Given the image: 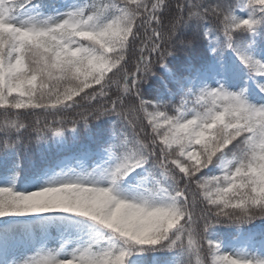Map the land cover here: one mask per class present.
Masks as SVG:
<instances>
[{
    "label": "snow or ice",
    "instance_id": "1",
    "mask_svg": "<svg viewBox=\"0 0 264 264\" xmlns=\"http://www.w3.org/2000/svg\"><path fill=\"white\" fill-rule=\"evenodd\" d=\"M0 264H264V0H0Z\"/></svg>",
    "mask_w": 264,
    "mask_h": 264
},
{
    "label": "trees",
    "instance_id": "2",
    "mask_svg": "<svg viewBox=\"0 0 264 264\" xmlns=\"http://www.w3.org/2000/svg\"><path fill=\"white\" fill-rule=\"evenodd\" d=\"M49 2H54V0H49ZM168 2L171 3V5H172L173 8H174V7H175V4H176V2H177V0H168ZM177 56H178L179 59H183L184 56H185V54H183V53H177ZM36 118H37V117H36L35 114H34V115H31V116H27V117H26V121L31 125L32 122H33ZM40 118L43 119L42 116H41ZM30 132H31V129H29L28 132H25V133L23 134V139L25 140L26 143L31 139ZM81 142H82V143H83V142H88V141H87V136H86V135H83V134H82V136H81ZM75 147H76V145H72V144L70 143V144L68 145V150H69V151H74V150H75ZM55 151H56V149L53 148V149H52V152H55ZM30 155H32L33 157H35V156H38V155H39V152L37 151V149H36L35 147H33L32 152L30 153Z\"/></svg>",
    "mask_w": 264,
    "mask_h": 264
}]
</instances>
